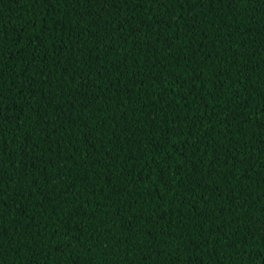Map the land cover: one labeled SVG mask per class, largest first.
<instances>
[{"label": "trees", "instance_id": "obj_1", "mask_svg": "<svg viewBox=\"0 0 264 264\" xmlns=\"http://www.w3.org/2000/svg\"><path fill=\"white\" fill-rule=\"evenodd\" d=\"M0 93V264H264V0H0Z\"/></svg>", "mask_w": 264, "mask_h": 264}, {"label": "snow or ice", "instance_id": "obj_2", "mask_svg": "<svg viewBox=\"0 0 264 264\" xmlns=\"http://www.w3.org/2000/svg\"><path fill=\"white\" fill-rule=\"evenodd\" d=\"M89 3H92L93 0H88ZM211 2V0H210ZM95 3L100 4V5H108V4H115L116 0H95ZM105 11H107V8L105 7ZM2 95V93H0Z\"/></svg>", "mask_w": 264, "mask_h": 264}]
</instances>
